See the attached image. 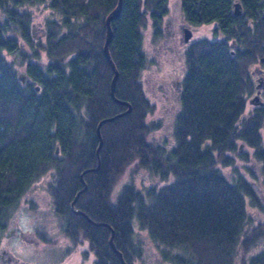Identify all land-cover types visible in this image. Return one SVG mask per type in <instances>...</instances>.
<instances>
[{
    "label": "trees",
    "instance_id": "16d2710c",
    "mask_svg": "<svg viewBox=\"0 0 264 264\" xmlns=\"http://www.w3.org/2000/svg\"><path fill=\"white\" fill-rule=\"evenodd\" d=\"M241 1L248 22L227 0H178L192 23L217 20L227 41L204 37L187 46L172 145L151 134L154 104L141 80L151 63L145 30L151 25L154 42L162 36L170 0L122 1L109 50L119 71L115 95L132 109L101 125L97 153L98 122L127 109L111 97L114 73L103 51L105 19L118 0H0V240L29 189L44 180L68 237L88 240L93 264H124L112 231L127 264L143 256L147 264H264V219L248 210H264L253 181L264 174V109L246 111L248 67L264 54V0ZM39 5L56 15L46 17L49 33L37 45L31 11ZM17 36L32 50L27 84L6 57L27 59ZM131 164L164 183L139 187L131 176L113 199ZM79 191L74 206L83 214L70 207ZM137 229L152 246L144 248Z\"/></svg>",
    "mask_w": 264,
    "mask_h": 264
},
{
    "label": "rangeland",
    "instance_id": "374dc122",
    "mask_svg": "<svg viewBox=\"0 0 264 264\" xmlns=\"http://www.w3.org/2000/svg\"><path fill=\"white\" fill-rule=\"evenodd\" d=\"M175 4H178V0H170L169 10H172ZM33 8L34 9L31 12L34 14L36 20L43 19L48 13V10H45V7L42 5L35 6ZM210 29L211 27L208 26H197L195 27V36L207 34L211 37L212 35L208 33V30ZM152 34L153 31L151 30L150 25L145 30L144 47L149 57V62L151 63L150 67L145 69L148 71H144L142 73L141 79H143L144 83H153L156 81L155 78L158 75L160 77H163V75L165 77L166 75V79L171 81L172 78L179 74V69L176 68L181 65L179 58L180 53L178 51L184 45L182 37L180 43H177L174 39L171 40L172 44L169 45L171 46V53L169 55L170 60H163L160 64L159 62H156V60H154V62L151 61L153 54L156 51V49L151 46V43L154 42ZM156 42L157 41H155L154 44ZM177 48H179V50ZM6 56L7 59L11 61V56ZM16 58L19 59V57ZM255 63L256 62L250 64L248 67L249 72ZM249 75L251 77V74ZM144 77L147 78V82ZM150 86H152V84H150ZM150 86L145 84L144 89L150 99V102L154 104V110L150 114L149 119V122H152L155 127L154 132H151V134L155 136L156 139L158 138L160 142L167 140L171 143L173 141L172 122L175 118V111H177V109H175L177 105L176 101H174L172 92H170L172 86H167L169 89H167L165 93H162V91L159 90L160 86H156L158 90L154 87L151 88ZM252 108V105H250L248 101L246 111L248 112ZM158 123H160L159 127ZM259 130L262 136V143L264 145V127H260ZM238 144L240 145L241 152H247L250 156L254 153L253 148L247 146L245 143L238 142ZM249 163L254 165L253 161H250ZM133 165L134 164L128 166L124 175L114 185L111 193V197L113 199L117 198L122 185L126 182H130L129 178L131 176H133V181L139 187L148 186L150 184L161 186L164 183L145 168H140L138 171H134L135 169ZM255 170L259 173V170L256 167ZM253 181L262 195L264 207V174L259 173V179H253ZM45 184L46 182L44 180H40L33 184V186L29 189L26 196L23 198L19 209L15 212L11 225H9L8 228H5L1 238V243L9 246L15 257L32 261L33 264H93L95 255L88 246V240L81 242L80 239H77L75 243L74 240L68 237L66 230L58 229L57 225L59 220L50 209L52 198L48 189H46ZM248 210L253 218L257 220L264 219L263 209H258L249 204ZM16 222H18V225L23 230L24 235L22 236L16 233L15 235L10 234L8 237L5 236L7 230H9V233H12V228H14ZM137 231L138 239L141 241L144 248L152 246V240L147 231L142 229H137ZM250 253L251 251L249 254ZM145 258L146 257L143 256L141 259H138L135 264H147L144 261ZM237 264L242 263L238 262Z\"/></svg>",
    "mask_w": 264,
    "mask_h": 264
},
{
    "label": "flooded vegetation",
    "instance_id": "af4514ba",
    "mask_svg": "<svg viewBox=\"0 0 264 264\" xmlns=\"http://www.w3.org/2000/svg\"><path fill=\"white\" fill-rule=\"evenodd\" d=\"M228 3V7L231 9V13L233 14L234 17L236 18H243V20H245L246 22H248V12L246 10V8L243 6L242 1L241 0H227ZM262 2V1H261ZM238 6V9L240 10L239 14H235V6ZM49 13L48 15H45L43 19L41 20H36L34 18V15L32 14V23H31V33H32V39L35 40L36 44H41V42L46 41L47 39V35L49 33V29L47 27L46 24V17L48 16L49 18H52L53 16L56 15V12L49 8L48 9ZM264 15V13H263ZM197 26H208L211 27L210 30H208V33L211 34L212 36L209 37L207 34L204 35H196L195 36V27ZM188 27L191 30V38L189 40H185V28ZM218 27V21L217 20H211L209 22H204V23H192L190 20L186 19L181 7L178 4H175L172 10H169V12L163 16V26H162V36L156 40L157 42L154 44V42L151 43V46L156 49L155 53L153 54V58L151 59L152 62H154V60H156V62H159L160 64L162 63V61L166 60H170V53H171V46H169L170 44H172L171 40H175L177 41V43H180L181 41V37H182V41H183V47L179 50V48H177L178 52L180 53V62L181 65L180 67L178 66L176 69H179V74H177L176 77L172 78V80L170 81L169 79H166V75L164 77H160L159 75L155 78V82H148V83H144L143 79L142 80V86L144 87L145 84L147 86H150V84H152V86H150L151 88H156L158 90V88L156 86H160L159 90L162 91V93H165V91L167 89H169L167 86H172L170 89V92H172V96L174 97V101H176V107L175 109H177V111H175L176 113H178V111L180 110V102H181V96L184 92V78H185V73H186V68H185V51L186 48L189 44H191L192 42H195L201 38L207 37L210 39H214L217 41L223 40V42L227 41L226 37L222 34L221 30L217 29ZM38 28V29H36ZM105 38V37H104ZM18 41L22 44L23 48L25 50L28 51V56L27 59H25L24 61L22 59H20V56H17L13 53H6V55L11 56V63L14 62L15 67L18 71V75H21L22 73H25V68H26V62H29L31 60V52L32 50L30 49V46L23 40L22 37L17 36ZM231 41V40H229ZM231 47H232V52H234V48H236V44L235 42L232 40L231 42ZM36 50V49H35ZM264 56L261 55L259 57V61L256 62L253 65V68L250 71L251 74V80H252V90L251 93L248 95V101L250 103V105H252V107H256V108H262L264 109V61L261 60V57ZM7 57V56H6ZM16 57H19V59H17ZM29 58V60H28ZM174 59V58H173ZM34 61V60H32ZM30 61V62H32ZM36 61V60H35ZM20 63V64H19ZM156 67V66H155ZM154 68V66H153ZM148 70H145V72H147ZM145 78V81L147 82V78ZM19 79V78H18ZM20 80V79H19ZM167 80V81H166ZM22 82V81H21ZM29 82L28 76L26 75L25 77V82H22V84H27ZM147 94V93H146ZM148 96V95H147ZM256 96V100H258V103H253L251 102V99ZM176 115V114H175ZM173 141L170 143V141H168L169 144H173L174 143V138L172 137ZM71 207V205H70ZM50 209L52 210V213L58 218V229L59 230H65V226H66V221L64 219L63 216H61L60 213L54 211V209L52 208V205L50 206ZM73 211V210H72ZM14 218L13 217L10 219L7 228L9 225H11V222ZM15 229V230H14ZM9 230H7V232L5 233V236H9L11 235H15L16 233L19 235H24L23 230L20 228V226L18 225V222H16V225L14 226V228H12V233L8 232ZM16 237V236H15ZM2 239L0 240V264H33L32 261L29 260H25V259H20L15 257V255L11 252V248L9 246H7L6 244H2L1 243Z\"/></svg>",
    "mask_w": 264,
    "mask_h": 264
},
{
    "label": "water",
    "instance_id": "95a60500",
    "mask_svg": "<svg viewBox=\"0 0 264 264\" xmlns=\"http://www.w3.org/2000/svg\"><path fill=\"white\" fill-rule=\"evenodd\" d=\"M122 1L123 0H118L116 6L109 12V14L107 15L106 19H105V23H106V34H105V41H104V44H103V51H104V55L105 57L108 59L109 63H110V66L111 68L113 69V76H112V79H111V82H110V94H111V97L113 100H115L116 102L118 103H123L125 105H127V109L118 113V114H115L111 117H108V118H104L102 120H100L98 122V125H97V134L99 136V144L97 146V153L99 151V149L101 148L102 146V136H101V132H100V127L101 125L107 121V120H112L118 116H121V115H124L126 113H128L129 111H131L132 107L130 105L129 102H125V101H122L120 99H118L115 95V85H116V80L118 78V75H119V71L112 59V56H111V53H110V50H109V42L111 41V38H112V27H111V21L116 19L119 15H120V12H121V8H122ZM238 6L239 5H236L235 6V14H239L240 13V10L238 9ZM185 40H189L192 36L191 34V30L190 28L186 27L185 28ZM261 60L264 61V56L261 57ZM25 77H26V74L25 73H22L21 75H18V78L22 81V82H25ZM38 89V87H37ZM251 102L253 103H258V100H256V96H254L252 99H251ZM56 152H58V147L56 148ZM82 178V177H81ZM83 179V178H82ZM86 188V185L85 187L81 190L83 191L84 189ZM79 191L75 198L71 201V208L72 210L75 212V213H78V214H83V212L80 210V209H77L74 207V202L75 200L77 199L78 195L80 194ZM113 236H114V231L111 232V235H110V238H109V242L111 244V247L120 255L121 257V260L123 261L124 264H127L124 259H123V256L121 254V252L116 248L114 242H113Z\"/></svg>",
    "mask_w": 264,
    "mask_h": 264
}]
</instances>
